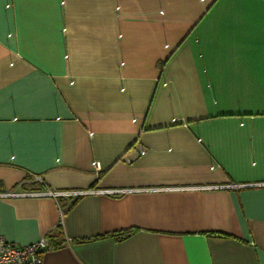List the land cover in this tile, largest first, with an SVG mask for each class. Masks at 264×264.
<instances>
[{
    "label": "crops",
    "instance_id": "obj_1",
    "mask_svg": "<svg viewBox=\"0 0 264 264\" xmlns=\"http://www.w3.org/2000/svg\"><path fill=\"white\" fill-rule=\"evenodd\" d=\"M46 189L42 264H264V0H0V193Z\"/></svg>",
    "mask_w": 264,
    "mask_h": 264
},
{
    "label": "built area",
    "instance_id": "obj_2",
    "mask_svg": "<svg viewBox=\"0 0 264 264\" xmlns=\"http://www.w3.org/2000/svg\"><path fill=\"white\" fill-rule=\"evenodd\" d=\"M96 170L99 169L98 163H94ZM35 180H41L40 177L34 176ZM245 185L237 184H226L218 185L216 188H239ZM126 189H106V190H94V192H105V193H120L124 192ZM89 191H53L46 189L42 192H16V193H0V197L9 196H25V195H40L48 194L51 196L61 197L66 196L71 199L78 197L79 195ZM48 248V244L45 237H42L36 241L28 244L20 245L10 243L5 239V237L0 233V264H42V253Z\"/></svg>",
    "mask_w": 264,
    "mask_h": 264
},
{
    "label": "trees",
    "instance_id": "obj_3",
    "mask_svg": "<svg viewBox=\"0 0 264 264\" xmlns=\"http://www.w3.org/2000/svg\"><path fill=\"white\" fill-rule=\"evenodd\" d=\"M77 199L78 198H74L71 201H69L68 203L62 205L61 202H60L61 198L60 197H56L57 204L59 205V208L61 209L62 212L66 211L68 208H70L75 203V201ZM59 229L62 231V226L61 225L59 226ZM129 235H130V233H128V232H119V233H113L110 236L114 237L116 240H120V239L126 238ZM87 240H89V239L83 238V239H79L78 242H85ZM59 244H61V243L59 242L55 246H57Z\"/></svg>",
    "mask_w": 264,
    "mask_h": 264
}]
</instances>
